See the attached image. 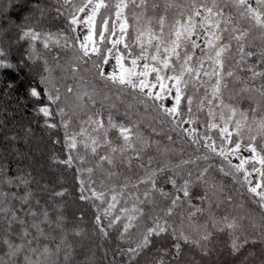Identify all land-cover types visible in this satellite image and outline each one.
<instances>
[{
    "label": "snow or ice",
    "instance_id": "snow-or-ice-1",
    "mask_svg": "<svg viewBox=\"0 0 264 264\" xmlns=\"http://www.w3.org/2000/svg\"><path fill=\"white\" fill-rule=\"evenodd\" d=\"M10 2L31 5L39 18L46 11L39 0ZM55 2L57 17L75 36L37 30L30 24L35 16L22 25L7 8L0 13V22H11L0 31L14 26L16 43H28L17 63L0 47L6 78L0 93L16 90L17 74L29 63H42L38 83L35 76L27 82V95L46 128L63 129L67 158L53 162L75 166L79 199L96 210L93 234L111 239L116 233L111 264H139L158 240L170 242L155 248L147 264H201L195 255L185 258L184 248L206 257L215 233L228 237L233 264H264V0ZM78 30H86L82 39ZM54 48L71 49V58L61 63L57 53L50 63L45 54ZM110 58L119 71H105ZM109 92L133 115L151 114L149 132L132 116L124 123L111 115L105 120L104 105L94 106L98 96L109 100ZM217 158L218 167L211 163ZM213 169L246 189L258 211L217 218L208 192L222 193L224 185ZM194 183L204 187L199 199L207 207L192 204ZM32 184L30 172L13 174L0 159V264H75L77 245L87 237L57 202L67 189L49 193L46 185L34 190ZM94 257L79 264H94Z\"/></svg>",
    "mask_w": 264,
    "mask_h": 264
},
{
    "label": "trees",
    "instance_id": "trees-1",
    "mask_svg": "<svg viewBox=\"0 0 264 264\" xmlns=\"http://www.w3.org/2000/svg\"><path fill=\"white\" fill-rule=\"evenodd\" d=\"M41 7L46 9L43 18H39V13L34 12L32 6L24 7L23 5L13 7L10 0H0V13L5 11L14 19L23 25L24 17L35 16V19L30 21L31 26L37 30L50 31L53 33L66 32L69 36H75V33L67 31V20L63 17H57L55 9L59 7L55 0H39ZM67 15V13H66ZM38 19V22H37ZM11 24L5 18L0 22V27ZM18 39V30L12 26L10 31H0V47H4L9 52V59L13 63H17L22 57L27 55L28 43H16ZM258 44L259 41L257 40ZM78 46V45H77ZM37 47L44 52L42 47L38 44ZM102 47H111L110 44L103 45ZM123 49V45L118 46ZM59 54L62 59L61 63L70 59L72 56L71 49L61 51L60 49H53V53H46V58L50 63L54 64L52 60L53 54ZM95 59V58H94ZM124 62L128 63L127 60ZM90 65H86L88 67ZM42 63L36 64L29 63V67L24 68L23 72L18 73L19 81H17L16 90L5 89L0 93V159L5 161L12 169V173L22 171L24 174L31 173L33 178L32 188L39 189L41 186H47L48 192L59 191L67 189L63 198H57V202L63 206V212L70 222H76L80 228L86 233V237L81 240L77 245V254L75 256V264H79L86 256H91L95 253L94 264H111L113 257L111 250L116 247L118 241L116 240V233L112 232L111 239H104L99 235H94L95 224L94 219L96 210L91 203L81 201L79 199V183L77 181V171L75 166L69 168L66 165L54 163L53 158L66 159L67 151L63 146V129L56 130L48 129L44 126L45 118L42 114L36 111L37 104L27 95L26 85L27 82L33 81L38 83L39 73L42 71ZM105 69V68H104ZM2 71V70H0ZM106 71V70H105ZM107 72V71H106ZM54 76L59 77L60 71L57 70L53 73ZM86 79L91 80V74L84 73ZM6 79L0 75V81ZM24 82V83H21ZM67 83H73L71 79H67ZM99 85L100 82L97 81ZM2 87V85H0ZM109 100L105 101L103 96L97 97V103L94 107L99 108L104 105L102 112L104 119L107 120L108 115H111L117 122H127V117L132 116L133 119L144 120L143 130L147 133L149 129L147 125L152 122L151 114L143 113L141 116L133 115L128 112L124 105L120 104L113 94L109 92ZM115 105V107H112ZM244 106H247L246 102ZM55 106H53L54 109ZM148 119V120H147ZM59 122V118H56ZM115 135V133H113ZM174 135V134H173ZM16 137L15 140L9 139ZM59 138L61 143H53L54 140ZM160 139V137H157ZM166 142V141H165ZM177 149L184 147L186 152L193 151L187 145H175ZM74 154V153H73ZM243 155V154H242ZM248 154L247 156H249ZM246 156V157H247ZM185 158L187 156L185 155ZM238 160H233V163H238ZM217 167L221 164L219 158L211 161ZM193 168L194 166H188ZM213 174L218 178V181L223 183L224 190L222 193H214L209 190L208 195L212 200L211 211L219 218L223 215H237L246 214L249 212L258 211L256 206L251 202L246 189H241L239 184L232 182L230 177H224L216 169H213ZM184 178L187 179V171L184 172ZM194 179V177H193ZM182 182V181H179ZM170 188V186H169ZM205 189L203 186H197L195 183L190 187V194L193 205L207 207V204H202L199 199L204 195ZM47 198L48 193L43 194ZM231 196V201L226 199ZM220 201L219 208L216 204ZM97 203H99L97 201ZM243 205V207H238ZM120 205L117 206V209ZM187 204L185 209H187ZM177 212L182 211L177 209ZM83 216V220H78V217ZM207 218V213L201 217V221ZM106 223V222H105ZM112 231V230H110ZM76 239V238H73ZM228 237L223 233H215L212 240L209 242L211 252L206 257H201L199 253H194L193 250L187 246L184 248V257L195 255L196 259L200 260L201 264H233L234 258L228 254L227 249ZM170 241L158 240L154 244L153 253L149 256H142L139 258V264H147L152 254H155L154 249L159 247H167ZM127 246L126 244L124 245ZM120 258L117 257V260Z\"/></svg>",
    "mask_w": 264,
    "mask_h": 264
},
{
    "label": "rangeland",
    "instance_id": "rangeland-1",
    "mask_svg": "<svg viewBox=\"0 0 264 264\" xmlns=\"http://www.w3.org/2000/svg\"><path fill=\"white\" fill-rule=\"evenodd\" d=\"M78 34H79L80 38L82 39L83 35L86 34V30H85V31H79V30H78ZM124 63H125L126 66L128 65V63H126V62H124ZM104 68H105V70H106L107 72H112L113 69L116 68V65H115V59L110 58V60H109V64H108V65H104ZM116 71H119V69L116 68ZM54 73H55V72H54ZM151 78H152V77H150V79H151ZM168 103H171V101L169 100ZM137 118L140 119V117H137ZM147 120H148V119H147ZM242 154H243V156L246 157V156H247L248 154H250V153H248V152L245 151V152H242Z\"/></svg>",
    "mask_w": 264,
    "mask_h": 264
}]
</instances>
